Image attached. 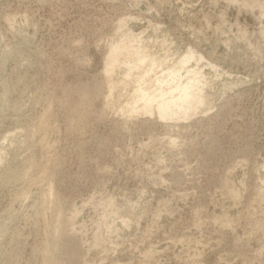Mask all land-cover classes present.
I'll list each match as a JSON object with an SVG mask.
<instances>
[{
  "label": "rangeland",
  "instance_id": "1",
  "mask_svg": "<svg viewBox=\"0 0 264 264\" xmlns=\"http://www.w3.org/2000/svg\"><path fill=\"white\" fill-rule=\"evenodd\" d=\"M235 1L0 0V264H264V0ZM141 32L224 75L199 114L130 115L104 59Z\"/></svg>",
  "mask_w": 264,
  "mask_h": 264
},
{
  "label": "bare ground",
  "instance_id": "2",
  "mask_svg": "<svg viewBox=\"0 0 264 264\" xmlns=\"http://www.w3.org/2000/svg\"><path fill=\"white\" fill-rule=\"evenodd\" d=\"M233 1H235V0H233ZM236 2H238V1H235V3ZM255 3H257V2L255 1ZM259 3L260 4H258V5H260V7L256 6L257 4L256 5L254 3H252V4H254L255 7H259L260 10H262L263 6L261 5V2H259ZM243 5H247V4L245 3ZM261 6H262V8H261ZM251 8H252V5H251ZM120 24H121V22H120ZM119 26L121 27L122 25H119ZM123 26L126 27L125 25H123ZM123 26H122V28H124ZM152 26H154V25H152ZM130 31H127V32H130ZM142 34H143V32H141L140 34H135V35L132 34V33H130V34L128 33L127 35H122L121 34L125 38L124 41H122L120 39L121 40V42L119 41L120 43H115L112 46L109 44L108 47L110 49H109V52L106 54V58L104 59L105 62H104V68H103L104 70L103 71H104L105 75L108 78L110 77L111 74L114 73L113 72V71H115L114 69H117L116 67H118L119 65H123L125 67V68H123V69H126L125 74L123 76L124 79H123V81H122V79H121V81H119V82H123L124 86L127 85L126 82H125V79L126 80L128 78L130 79V77H131L130 75L133 76L135 74V73L132 74V72L137 71V73H138V75H135L136 78H135L134 81L132 80L133 77H131L132 78L131 82L132 83L134 82V85H133L134 86V90H133L134 91V96H133V99H132V106L129 107L130 110L128 112L130 113V115L131 114L132 115L133 114H143V116H145V115L146 116L147 115H150V116L151 115L152 116L156 115L158 117V120H161V121H172V120L179 121V120L182 119L185 122V120L191 118L192 116L193 117H194V115L196 116V114L199 111H201L202 108H205V107L208 106L207 91L210 88V86L211 85H215L217 83H220L224 79V75L220 72V70L218 69L217 66L212 65V64H207V67L208 66L210 67V69L213 72V76H209V74H206L205 71L203 70V68L199 66V64L201 63V60L203 59L202 56L199 55L198 57H196L195 54H194L195 51L192 52L193 51L192 49H191L192 51L188 49V52H186V54L184 52V54H182L181 58H178L179 57L178 56L177 57L178 59L176 58L178 61L175 62V64H173V65L171 64L172 66L170 64H169L170 66L169 65L168 66L165 65L168 59H166V62H163V59L161 61L160 60H158V61L155 60L153 58L155 55L152 56V54L150 53L149 47L145 44V42L142 39V37H144V36L141 37ZM122 39H123V37H122ZM163 43H166V42H163ZM170 44H171V42H169L168 47L170 46ZM162 45H165V44H162ZM165 46H163V47H165ZM169 51L166 50V52H169ZM164 52H165V48H164ZM166 54H169V53H166ZM166 54H164V55H166ZM121 58H123V59L120 61ZM191 63H193L194 65L191 66V68H189L188 65H190ZM164 65L167 66V67H164ZM144 66L148 67V69L147 70L146 69L143 70ZM156 68H157V70H159L161 68L160 69L161 72L160 71L156 72V73H159V74L161 73V76H158L157 74H156L157 75L156 76V75L153 74L151 76V78L153 77V79H150L148 74L149 73H155ZM123 69L120 68V70H123ZM206 69H208V68H206ZM147 76H148V80L150 79L149 80L150 84H151L150 88H149V85H148V87H145V88H144V86H142V85H145L146 82L148 81L147 80ZM228 77H230V76L228 75ZM110 79H111V77H110ZM116 81H118V80H116ZM149 81H148L147 84H149ZM114 85L112 86V89L114 88ZM130 86H132V85H130ZM145 86H147V85H145ZM110 93H111V89H110ZM111 95L108 96V97L110 98ZM212 95H211V97H212ZM207 109H209V108H207ZM209 111L210 110H208V112ZM204 113L206 114L207 112H204ZM201 115H203V114H201ZM134 116H136V115H134ZM42 129L41 130L44 131V128H42ZM33 133L37 134V132H33ZM42 133L44 134V132H42ZM39 137H40V133H39ZM41 137H40V139H41ZM175 141L172 140L170 142H172V144H174ZM263 169H264V165H263ZM261 182H264V181H261ZM48 188H49V191H47V190L46 191L49 192L48 195H49V198H50L51 192H53L52 191L53 189L50 188V186ZM230 193L233 194L232 192H230ZM44 194H46V193H44ZM260 194H261V192H260ZM261 196L264 198V193H262ZM257 198H258V196H257ZM56 199H57V197H56ZM46 200H48V198ZM43 202H44V200H43ZM57 202L54 199H52V200L49 199L48 209H45V210H48V213L50 214L49 217H53L54 218V219H51L52 220L51 222H53V220H54V223L51 224V225L49 224L50 226L57 224L56 223L57 221H55V220H58V226H59V224H61V223H59L60 222L59 219H61L60 218L61 217V212H60V215H59L60 208L58 207L59 203H57ZM260 202L263 203L262 198H261ZM103 210H104V208H103ZM109 210H110V208H109ZM106 211H107V209H106ZM104 213H106V212H104ZM44 214H45V212H44ZM45 216L46 215H44L43 218H45ZM58 216H60L59 219L56 218ZM102 219H104V218L102 217ZM43 220L46 221V219H43ZM123 221H125V220H123ZM121 223L124 224V222H121ZM123 226H125V225H123ZM52 227H51V229H54L55 226L53 228ZM48 228H50V227H48ZM59 228H60V226H59ZM48 230L49 229H47L46 231L48 232ZM98 230H99V228H98ZM52 231H56V230H52ZM52 231L48 232V234L46 232V235L48 236L49 233L51 234ZM54 233H58V232H54ZM47 236H46V239H47ZM55 237H57V235ZM53 238H54V236H53ZM48 239H49V237H48ZM50 239H52V235H51ZM52 241H53V239H52ZM56 241H58V239L54 240L53 242H56ZM48 242L49 241H47V243ZM47 246L51 247V245H49V244H47ZM52 246H54V245H52ZM55 246H56V243H55ZM94 246H95V244H94ZM51 249H52V247L50 248V250ZM48 250H49V248L46 250V252H47L46 254H48V256H49V253H50L51 256L54 255V254H51V252H49ZM54 252L55 251L53 250L52 253H54ZM152 255H153V253H152Z\"/></svg>",
  "mask_w": 264,
  "mask_h": 264
}]
</instances>
